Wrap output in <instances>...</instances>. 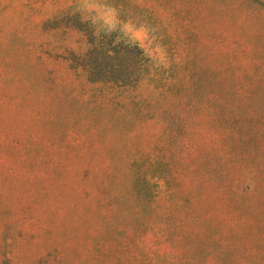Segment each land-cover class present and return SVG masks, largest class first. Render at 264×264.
Instances as JSON below:
<instances>
[{"label": "rangeland", "instance_id": "rangeland-1", "mask_svg": "<svg viewBox=\"0 0 264 264\" xmlns=\"http://www.w3.org/2000/svg\"><path fill=\"white\" fill-rule=\"evenodd\" d=\"M63 12L143 51L135 88L69 67L86 44L49 21ZM133 173L163 176L156 195L132 201ZM159 228L169 239L146 258L96 253ZM0 252L264 264V0H0Z\"/></svg>", "mask_w": 264, "mask_h": 264}, {"label": "trees", "instance_id": "trees-1", "mask_svg": "<svg viewBox=\"0 0 264 264\" xmlns=\"http://www.w3.org/2000/svg\"><path fill=\"white\" fill-rule=\"evenodd\" d=\"M59 20H63L66 26L79 31L85 38V48L80 52L65 51L64 59L67 60L72 70L79 69L87 82L126 90L135 88L139 80L144 77L149 66V59L136 44L116 40L111 33L98 30L87 20H82L78 13L75 12L57 14L49 21ZM155 180L150 182L145 176L133 173L129 188V195L132 201L136 202L138 199H148V197L152 198L155 196L156 191L150 194L146 190V188L152 187L156 189L157 181L163 180V176L158 175ZM137 183L141 188H136ZM169 236L170 233H167L164 228H159L157 231L152 232L151 245L145 248L142 247L144 240L140 234L135 240L134 237L123 239L120 242L121 246L119 249L113 247L103 250L98 247L96 248V253L122 257V250H126L132 245L135 248L133 257L146 258L150 255L151 250L168 241ZM175 239L179 241L181 237ZM0 259V263H4L7 260L6 256L1 252Z\"/></svg>", "mask_w": 264, "mask_h": 264}]
</instances>
